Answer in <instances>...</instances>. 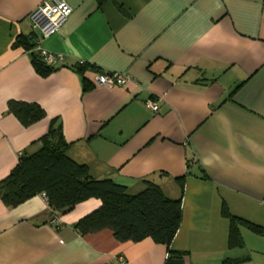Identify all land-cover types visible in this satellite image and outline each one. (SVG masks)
Instances as JSON below:
<instances>
[{"label":"crops","instance_id":"1","mask_svg":"<svg viewBox=\"0 0 264 264\" xmlns=\"http://www.w3.org/2000/svg\"><path fill=\"white\" fill-rule=\"evenodd\" d=\"M42 1L0 0V180L54 121L91 177L131 195L151 182L182 196L170 248L184 264H264V233L238 224L242 244L229 248L223 212L264 229V0H66L71 14L41 41L64 58L44 76L15 45L33 34L28 15ZM98 72L131 79L100 87ZM10 100L45 116L24 126ZM100 205L90 198L58 214L42 194L14 208L0 199V264H164L166 246L149 237L80 234L75 224Z\"/></svg>","mask_w":264,"mask_h":264},{"label":"trees","instance_id":"2","mask_svg":"<svg viewBox=\"0 0 264 264\" xmlns=\"http://www.w3.org/2000/svg\"><path fill=\"white\" fill-rule=\"evenodd\" d=\"M15 45L22 46L31 55L33 66L40 75H47L53 69L33 51L34 34L18 37ZM86 69V65L79 69L84 91L91 88L84 77ZM7 110L24 126L45 116L40 105L24 101L10 100ZM40 145L35 153L21 154L10 173L0 180V199L7 208L17 207L35 195L44 194L53 211L65 214L78 203L96 198L101 201L100 207L75 224L80 234L109 229L119 242H138L149 237L166 246L164 264H184L185 252L170 248L182 220V196L169 198L151 182L131 195L126 186L111 179L91 177L87 165L77 163L67 155L69 143L63 137L61 125L54 126V121L40 138ZM179 181L183 188L182 180ZM223 212L229 218V248L242 244L238 224L264 233L261 226L232 216L225 209Z\"/></svg>","mask_w":264,"mask_h":264},{"label":"built area","instance_id":"3","mask_svg":"<svg viewBox=\"0 0 264 264\" xmlns=\"http://www.w3.org/2000/svg\"><path fill=\"white\" fill-rule=\"evenodd\" d=\"M72 12V7L66 0H43L29 15L28 20L34 34L33 51L47 65L55 67L63 61L62 53H54L44 49L41 41L56 33ZM131 79L123 72H98L94 75L93 84L100 87H122ZM147 108L153 112L159 111V104L152 98L145 101ZM45 197L44 194H42ZM46 198V197H45Z\"/></svg>","mask_w":264,"mask_h":264}]
</instances>
